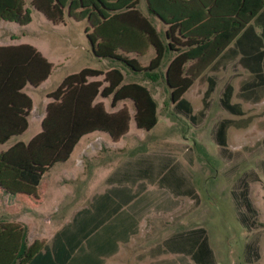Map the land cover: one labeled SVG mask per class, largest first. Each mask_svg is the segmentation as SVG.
<instances>
[{
    "label": "trees",
    "instance_id": "1",
    "mask_svg": "<svg viewBox=\"0 0 264 264\" xmlns=\"http://www.w3.org/2000/svg\"><path fill=\"white\" fill-rule=\"evenodd\" d=\"M144 2L146 14L137 8L138 0H30V9L53 25L62 21L63 11L73 21H85L84 34L92 56L107 60L109 66L105 71L83 68L64 77L46 95L40 131L26 144L16 141L0 151L2 195L34 198L42 175L65 162L85 135L104 133L115 143L127 134L131 118L136 129L151 130L156 124L155 101L143 84L125 81V72L142 74L149 82L162 76L173 110L190 120L203 117L217 85L214 73L231 65L245 75L235 92L229 84L223 87L218 100L223 111L242 117L241 103L257 104L264 97V0ZM150 16L163 25L161 35ZM30 20L24 0H0V22L24 27ZM150 50L152 57L145 66L140 65L138 59ZM50 71L51 64L32 46L0 45V146L26 130L32 103L23 90L39 87ZM194 83L205 85L202 108L196 113L183 98ZM233 97L239 102L232 103ZM106 99L109 109L102 103ZM126 102L131 103V115ZM118 103L121 106L116 108ZM252 120V116L221 120L214 134L217 144L224 148L227 129L244 128ZM167 168V164L156 167L151 163L137 173L173 197L196 200L183 175L173 166ZM232 201L238 220L246 225L255 211L245 184L232 192ZM15 229L12 224L0 223V264H66L69 260L68 227L54 235L50 246L37 241L27 244L23 233L18 247ZM245 248L248 258L253 248ZM156 250L158 254L181 255L183 260L188 257L192 264H214L200 227L169 236Z\"/></svg>",
    "mask_w": 264,
    "mask_h": 264
},
{
    "label": "rangeland",
    "instance_id": "2",
    "mask_svg": "<svg viewBox=\"0 0 264 264\" xmlns=\"http://www.w3.org/2000/svg\"><path fill=\"white\" fill-rule=\"evenodd\" d=\"M29 2L30 0H24L25 8L30 10L31 20L28 25L18 27L12 23L0 22V45L15 43L32 46L51 64V71L39 87H25L23 90L32 103L33 113L28 118V128L18 138H12L1 145L0 151L7 150L16 141L26 144L40 131L37 114L41 112L42 115L46 95L55 90L64 77L83 68L105 71L109 66L107 60L92 56L84 34L87 27L85 21H73L63 11L62 21L53 25L30 9ZM137 8L146 14L144 0H138ZM149 19L161 35L163 25L155 17L150 16ZM151 54L152 50L138 59L140 65L145 66ZM163 69L162 67L161 74ZM216 75L217 85L210 95L203 117L190 120L173 110L162 76L156 82H149L142 74L125 72V81L143 84L156 104V124L151 130L136 129L132 118L130 119L126 145L132 149L125 153V157L128 159L141 154L153 164L168 159L167 169L173 166V169L180 172L197 198L194 201L189 197L180 198V204L174 213L149 219L157 233L150 239L146 236L141 241H145L146 248L171 233L200 227L205 231L214 264H264V99L256 105L241 103L244 115L231 116L220 108L218 100L226 84L236 91L238 81L245 72L236 65H231ZM204 88L205 85L194 83L183 95L190 103L193 113L202 108ZM231 102L239 101L233 97ZM104 103L105 108L109 109V99L104 100ZM120 106L118 103L116 108ZM125 106L131 115V103L126 102ZM247 116H252L253 120L244 128H228L225 147H220L214 135L218 123L223 119L239 121ZM61 169L58 163L43 175L41 191L45 200L43 199L40 208L32 199L22 198L16 203L13 201L14 205L18 204L20 208L26 209V214L20 215L19 221L35 227L37 233L41 234L36 236H43L44 242L49 241L51 232L64 221L50 218L49 222L39 224V219L49 218L56 206L63 210L66 205L65 202H55L52 192L62 191L73 185H55L54 182L65 175ZM243 184L247 186V196L255 211V216L246 225L238 220L232 201V192L240 191ZM11 212L12 207L0 205V218L16 219V215H8ZM177 215L179 216L175 217ZM248 245L253 248L254 253L247 258L245 247Z\"/></svg>",
    "mask_w": 264,
    "mask_h": 264
},
{
    "label": "crops",
    "instance_id": "3",
    "mask_svg": "<svg viewBox=\"0 0 264 264\" xmlns=\"http://www.w3.org/2000/svg\"><path fill=\"white\" fill-rule=\"evenodd\" d=\"M152 55L153 53L151 57ZM263 99L264 97L261 100ZM102 103L105 106L104 100ZM32 113L31 109L29 117ZM42 116L41 112L37 114L39 126ZM127 138L128 132L115 143L104 133L85 135L73 147L68 159L60 163L65 175H61V179L54 182L55 185H73L65 190L52 192L55 202L66 203L63 210L56 206L49 218L39 219V224L49 222L50 218L64 219L51 232L48 242H44L43 236L37 233L35 227L19 221L20 215L26 214V209L20 208L18 204L14 205L13 201L16 203L22 198L32 199L40 208L44 199L41 191L43 175L57 164L42 175L34 198L8 197L0 193V205L12 207V212L8 215H16L13 220L1 217L0 223L12 224L17 228L14 234L18 247L23 233L27 244L37 241L50 246L54 235L68 227L71 236L69 240L67 237L65 240L72 250L66 264H192L188 257L183 260L181 255L158 254L156 250L169 236L185 230L171 233L160 242L144 247L146 243L141 240L146 236L150 239L157 233L149 219L174 213L180 204V198L184 197H173L165 190H159L154 181L139 177L137 172L143 171V167L147 168L152 162L144 159L141 154L127 159L125 153L132 149L126 145ZM167 163L168 159L155 162L154 165L158 167Z\"/></svg>",
    "mask_w": 264,
    "mask_h": 264
}]
</instances>
